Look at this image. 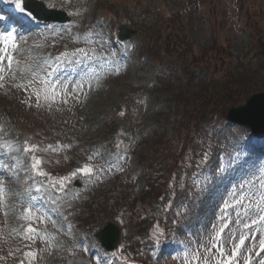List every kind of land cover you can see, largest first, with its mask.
Segmentation results:
<instances>
[{"label": "rangeland", "instance_id": "1", "mask_svg": "<svg viewBox=\"0 0 264 264\" xmlns=\"http://www.w3.org/2000/svg\"><path fill=\"white\" fill-rule=\"evenodd\" d=\"M36 1L69 20L5 18L0 264H264V138L225 117L264 92V0Z\"/></svg>", "mask_w": 264, "mask_h": 264}, {"label": "water", "instance_id": "2", "mask_svg": "<svg viewBox=\"0 0 264 264\" xmlns=\"http://www.w3.org/2000/svg\"><path fill=\"white\" fill-rule=\"evenodd\" d=\"M26 7L32 10L35 14L37 12L29 6L30 3L26 1ZM54 17L46 16L45 19L64 20V13L60 11L51 12ZM60 15V16H59ZM131 32H121L120 38L125 39L130 36ZM227 118L233 122H237L242 125H246L251 128L256 136L264 135V93H258L252 95L244 105L239 107H233L229 110ZM97 237L100 238L102 244L107 249H112L118 241V230L112 224H108L107 227L97 233Z\"/></svg>", "mask_w": 264, "mask_h": 264}, {"label": "snow or ice", "instance_id": "3", "mask_svg": "<svg viewBox=\"0 0 264 264\" xmlns=\"http://www.w3.org/2000/svg\"><path fill=\"white\" fill-rule=\"evenodd\" d=\"M23 2H26V0H23ZM13 3L16 5V7L21 11V12H24V6H22V0H13ZM29 15H31V13H29ZM3 34L2 33H0V36H2ZM11 33H8V37L9 38H11ZM8 59H9V62L11 63V60H12V57H8ZM33 147H35V146H33ZM31 149L30 148H28V147H26L25 149H24V151H26V152H28V151H30ZM33 160L35 161V163L32 165V167L33 168H37V166L40 164V161L35 157V156H33ZM83 171H91L90 169H84ZM41 175H43V173H40ZM262 219H264V217H262ZM32 229L31 228H29V231H31ZM243 242H244V238L242 237L241 238V240H240V245H242L243 244ZM240 245H237V248L240 246ZM261 247L262 248H264V242H262V244H261ZM236 254V250L234 249L233 250V256ZM230 259L231 258H228V260H226L225 262H224V264H229V261H230Z\"/></svg>", "mask_w": 264, "mask_h": 264}, {"label": "bare ground", "instance_id": "4", "mask_svg": "<svg viewBox=\"0 0 264 264\" xmlns=\"http://www.w3.org/2000/svg\"><path fill=\"white\" fill-rule=\"evenodd\" d=\"M2 1V4H7L8 6H10V0H1ZM0 13H1V11H0ZM0 65H2V63L0 62ZM9 152L10 153H8V151L7 152H2L1 154H0V156L1 157H4V158H7V159H9L11 156L13 157V158H15V156H16V158H17V153L14 151V148L12 149L11 148V150H9ZM12 153H15V156H13L12 155Z\"/></svg>", "mask_w": 264, "mask_h": 264}]
</instances>
